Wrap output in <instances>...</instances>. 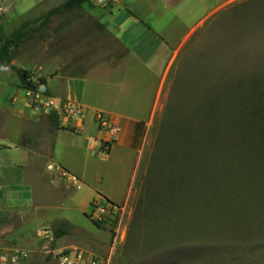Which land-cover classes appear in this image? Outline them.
<instances>
[{
  "label": "rangeland",
  "instance_id": "obj_1",
  "mask_svg": "<svg viewBox=\"0 0 264 264\" xmlns=\"http://www.w3.org/2000/svg\"><path fill=\"white\" fill-rule=\"evenodd\" d=\"M66 1L0 0V47L25 22L32 31L0 64V264H62L75 252L83 264H264V0H161L146 16L153 32L138 23L125 33L149 54L159 37L171 48L152 56L163 63L155 91L131 96L155 100L139 157L93 153L84 172V192L118 202L109 215L101 197L87 215L69 198L74 187L51 162L49 89L22 87L13 69L37 84L138 69L137 55L123 66L126 48L87 6L45 20ZM114 1L103 0L102 19L126 28L121 8L111 19ZM63 222L70 232L56 239Z\"/></svg>",
  "mask_w": 264,
  "mask_h": 264
},
{
  "label": "crops",
  "instance_id": "obj_2",
  "mask_svg": "<svg viewBox=\"0 0 264 264\" xmlns=\"http://www.w3.org/2000/svg\"><path fill=\"white\" fill-rule=\"evenodd\" d=\"M141 3L142 7L139 10L136 9L135 6L141 5ZM160 4L161 0H131L129 3L128 0H115L110 5L111 19L114 20L113 11L116 8H121L129 20L125 28L123 25L118 27L115 26V23L111 21L110 23L105 22L102 19L105 6L103 0H97L96 2L90 0L84 6H87L94 17L98 18L100 23L105 24L106 29L128 50L123 66H127L129 59L137 55L138 60L135 65L139 66L138 69L130 68L127 71L122 69H99L92 75L63 76L61 74L52 78L47 84L52 99L59 104L65 102L76 105L84 113L83 118L63 117L60 123L61 127L74 129V132L55 130L51 157L52 164L63 173V176L67 177V181L74 187L69 198L80 206L83 215H87L92 201L97 197L102 199L106 197L111 202L118 203L101 192L83 191V188L87 186L85 184L87 178L84 172L90 165V157L94 156L93 153L95 155L102 153V146L110 139L109 133L99 128L96 117L98 115L107 117L120 130L108 156L120 150L128 155L135 154L137 158L139 157V151L143 147L144 129L149 125L143 119L144 109L146 103H148L149 107L151 103L155 104V100H131V96L137 95L140 88L142 90L146 89L147 93L148 88L153 92L155 91V86L151 87L149 80L159 77L163 70V63L159 60H153L152 56L162 46L170 50L171 43L167 38L159 37V42L156 41L154 48H152V54H149L151 51L147 52L148 48L145 45L143 46L144 40L136 42L132 47L124 35L127 31L132 30L134 24L138 23L153 32V27L147 25L146 16L156 9L155 5ZM112 6L113 8L111 9ZM135 77H138V79L136 80ZM162 84V81L158 83L160 89ZM127 99V104L132 102L130 105L132 108L131 113H126L122 110L123 103H125L124 100ZM134 171L131 175L132 178ZM74 180L78 183L74 182ZM131 183L132 179L126 189L128 192ZM123 198L124 196L121 199Z\"/></svg>",
  "mask_w": 264,
  "mask_h": 264
},
{
  "label": "trees",
  "instance_id": "obj_3",
  "mask_svg": "<svg viewBox=\"0 0 264 264\" xmlns=\"http://www.w3.org/2000/svg\"><path fill=\"white\" fill-rule=\"evenodd\" d=\"M89 2L90 0H67L62 6L54 8L51 11H49V13L45 16V20L48 21L50 18L59 15L60 13L81 8L82 6H84ZM29 25H30L29 22H25L19 29L14 31L10 37L4 40V42L0 47V64L10 65L11 55H12L11 49L13 47H17L21 45L25 40L32 37V31L29 30ZM0 35L1 37H4L1 29H0ZM127 54H128V50L126 52V55ZM13 69L16 71L18 75L22 87L29 89L31 91H37L38 89H40L41 86H44V88H46L45 93L48 92L46 79H42L40 81V84H37L32 80L30 72L26 70L17 69L16 67H13ZM64 72L65 71H62L60 74L65 76ZM46 116L56 130H68L74 132V129L61 127L60 115L58 114V112H51ZM4 149H6V147L0 145V150H4ZM104 199L106 200V202L116 205L115 203L111 202L109 199L105 197ZM69 232H70V225L68 223L63 222L60 224L59 227H57L54 230L55 238L59 239L63 236L68 235Z\"/></svg>",
  "mask_w": 264,
  "mask_h": 264
},
{
  "label": "built area",
  "instance_id": "obj_4",
  "mask_svg": "<svg viewBox=\"0 0 264 264\" xmlns=\"http://www.w3.org/2000/svg\"><path fill=\"white\" fill-rule=\"evenodd\" d=\"M27 96L31 99L30 101L33 104H39L40 103V97H42L41 94H33L31 91L27 92ZM50 100H51L50 103H48V104L43 103V105H42V106H46L45 110H46V112H48L47 114H49L51 112H58L59 115L61 114V119H63V117L83 118L84 113L80 107H78L76 105L69 104V103H65V102L64 103L62 102V104L61 103L59 104L58 102H56L52 98ZM55 106H56V108L53 111H50L51 108L55 107ZM38 111H41V109L38 108ZM97 123H98L99 128L102 131H107L110 135V139L108 141H106L104 143V145L102 146V151L104 153L108 154V153H110L112 145H113L114 141L117 139V137L120 133V130H119L118 126L114 125L107 117H105L103 115L97 116ZM50 169L54 171L53 166H51ZM74 182H77V181L74 180ZM106 204H107L106 210L108 211V215L112 212V210H115V212H118V210H119L118 205H113V204H110L108 202ZM102 211L104 213L105 209L102 208ZM24 256L25 255L22 254V255H20V257L13 258V260H12L13 263H16L17 259H22ZM83 261H84L83 255L76 253V252L75 253H67L61 257L62 264H81ZM91 264H96V262L92 261Z\"/></svg>",
  "mask_w": 264,
  "mask_h": 264
},
{
  "label": "water",
  "instance_id": "obj_5",
  "mask_svg": "<svg viewBox=\"0 0 264 264\" xmlns=\"http://www.w3.org/2000/svg\"><path fill=\"white\" fill-rule=\"evenodd\" d=\"M43 90V89H42Z\"/></svg>",
  "mask_w": 264,
  "mask_h": 264
}]
</instances>
